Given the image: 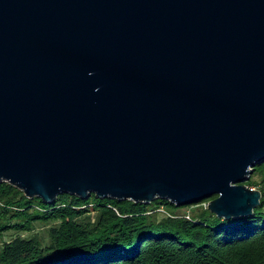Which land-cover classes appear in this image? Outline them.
<instances>
[{
    "label": "water",
    "instance_id": "water-1",
    "mask_svg": "<svg viewBox=\"0 0 264 264\" xmlns=\"http://www.w3.org/2000/svg\"><path fill=\"white\" fill-rule=\"evenodd\" d=\"M264 0H0V182L251 215Z\"/></svg>",
    "mask_w": 264,
    "mask_h": 264
},
{
    "label": "trees",
    "instance_id": "trees-1",
    "mask_svg": "<svg viewBox=\"0 0 264 264\" xmlns=\"http://www.w3.org/2000/svg\"><path fill=\"white\" fill-rule=\"evenodd\" d=\"M245 184L261 191L259 206L225 219L207 208L216 195L185 206L94 193L88 199L62 193L45 203L1 181L0 264H264V161ZM35 222L49 225L46 237L5 239Z\"/></svg>",
    "mask_w": 264,
    "mask_h": 264
},
{
    "label": "rangeland",
    "instance_id": "rangeland-1",
    "mask_svg": "<svg viewBox=\"0 0 264 264\" xmlns=\"http://www.w3.org/2000/svg\"><path fill=\"white\" fill-rule=\"evenodd\" d=\"M253 189H257V187H252ZM207 205V203H206ZM189 206L185 207L184 210H188ZM164 214L162 209H160V215ZM49 225L47 224H43V223H39V222H35L34 226L31 230H22V231H13L10 230L8 231L5 239L6 240H10L11 238H14L15 236H29L30 234H38V235H42L43 237L47 236L46 230L48 229Z\"/></svg>",
    "mask_w": 264,
    "mask_h": 264
}]
</instances>
